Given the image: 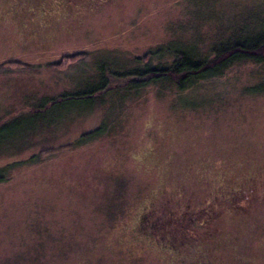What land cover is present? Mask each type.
Masks as SVG:
<instances>
[{
    "label": "rangeland",
    "instance_id": "1",
    "mask_svg": "<svg viewBox=\"0 0 264 264\" xmlns=\"http://www.w3.org/2000/svg\"><path fill=\"white\" fill-rule=\"evenodd\" d=\"M263 26L264 0H0V264H264V64L132 87Z\"/></svg>",
    "mask_w": 264,
    "mask_h": 264
},
{
    "label": "trees",
    "instance_id": "2",
    "mask_svg": "<svg viewBox=\"0 0 264 264\" xmlns=\"http://www.w3.org/2000/svg\"><path fill=\"white\" fill-rule=\"evenodd\" d=\"M230 38L232 39L226 45L221 42L213 49L214 54L212 57H198L194 53L182 49L167 50L171 51L174 55L172 62L169 64H153L149 62V58L154 56L160 57L164 49H158L157 52L149 53L144 58L138 59L143 64L138 65V72L133 73L138 76V82L136 85L133 84L132 87H138V90H140L148 84L154 85L162 81H169L174 83L178 90H184L202 80L220 76L236 62L251 60L264 64V26L259 30L253 29L251 32L240 31L239 34L234 33L230 35ZM83 55L74 54L67 56L64 60L56 63V65L67 68L70 61L76 60L78 56ZM101 73L104 75L105 72L101 70ZM130 73L132 72L113 73V75L124 77L129 76ZM105 80H107L106 77ZM249 90L255 93L263 92L264 81L252 86ZM100 131L101 128L99 127L85 133L83 137L88 138L100 133Z\"/></svg>",
    "mask_w": 264,
    "mask_h": 264
}]
</instances>
